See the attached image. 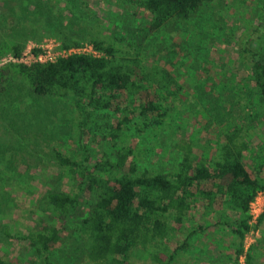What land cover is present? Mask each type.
Instances as JSON below:
<instances>
[{"label":"rangeland","instance_id":"374dc122","mask_svg":"<svg viewBox=\"0 0 264 264\" xmlns=\"http://www.w3.org/2000/svg\"><path fill=\"white\" fill-rule=\"evenodd\" d=\"M148 21L142 9L128 5L126 0H0V41L12 26L27 22L29 30L34 29L41 38L37 41L31 37L25 47L29 42L40 45L50 39L61 46L52 34L62 29L81 40L79 45L92 44L88 39L99 37L118 50H129L127 43L135 42L134 35L140 36ZM263 21L264 0H214L200 7L189 20L188 30L177 24L151 34L143 44L144 66L178 72L175 110L157 135L146 128L144 118L136 116L118 138L107 136L106 140L102 139L105 129L116 126L118 115L113 108L98 112L85 127L84 139L92 158L105 154L113 159L117 148H131L139 172L166 171L180 160L181 152L175 145L194 140V151L200 154L236 127H243L242 134L250 137L254 158L264 152V118L258 103L243 100L235 104L236 94L245 97L249 90L255 93L238 52L248 39L259 37L254 28ZM227 82L239 83L242 89L234 92ZM78 131L79 117L71 101L37 97L20 77L8 78L0 98V257L11 264H82L84 244L70 223L61 241L44 256L35 255L26 243L10 241L3 235L8 226L14 229L40 218L37 210L46 191L67 188L60 183L61 171L52 150L79 157ZM246 158L247 171L262 182L264 175L255 171L258 161L250 160L248 153ZM262 198L257 201L261 215ZM197 200L181 224L170 223L163 255L186 240L187 246L174 264H236L239 257L235 261L233 255L241 244L239 256L245 253L246 260L250 253L251 264H264V219L258 222L261 215L256 222L249 220L250 230L240 240L232 231L239 212L229 207L212 210ZM129 264L155 263L144 250L135 248Z\"/></svg>","mask_w":264,"mask_h":264},{"label":"trees","instance_id":"16d2710c","mask_svg":"<svg viewBox=\"0 0 264 264\" xmlns=\"http://www.w3.org/2000/svg\"><path fill=\"white\" fill-rule=\"evenodd\" d=\"M126 1L149 16L141 35H134L135 42L127 43L129 50H118L104 38L93 37L88 42L102 57L71 54L43 64L0 66V98L8 78L16 76L37 97L71 101L79 117V157L52 150L61 171L60 183L67 184V188L43 194L42 206L37 210L40 218L3 230L6 239L26 243L35 255L51 252L66 229L73 226L84 244L82 264H129L135 248L144 250L155 264H174L178 253L186 248V240L167 256L161 253L164 240L168 238L170 223L181 224L193 200L207 203L212 210L229 207L239 212L232 231L242 240L250 230L249 205L258 193L264 194V179L258 181L245 167L248 153L250 160L258 161L255 171L264 175V152L253 157L255 150L250 137L242 134L243 127L227 130L222 134L223 140L214 141V147L208 145L200 154L194 151V140L175 145L181 152L180 160L166 171L139 172L131 148H117L113 159L105 154L100 159L92 158L84 139L85 127L98 112L113 108L118 115L116 126L105 129L103 140L107 136L118 138L136 116L145 119L144 125L154 135L163 130L175 110L180 75L175 69L170 72L144 66V41L168 25L178 24L188 30L189 20L200 7L214 0ZM10 30L0 41V59L6 55L20 57L31 37L37 41L41 38L34 29L29 30L27 22ZM254 31L259 37L248 39L238 57L247 66L248 81L255 93L249 90L245 97L236 94L235 104L243 100L258 103L264 118V21ZM52 35L65 50L76 48L81 41L62 29ZM227 87L234 92L242 89L239 83L227 82ZM263 219L264 213L258 218L259 224ZM242 250L240 244L233 255L235 261ZM252 259L249 253L247 264ZM0 264L11 263L0 257Z\"/></svg>","mask_w":264,"mask_h":264},{"label":"built area","instance_id":"2783aa9c","mask_svg":"<svg viewBox=\"0 0 264 264\" xmlns=\"http://www.w3.org/2000/svg\"><path fill=\"white\" fill-rule=\"evenodd\" d=\"M43 43L37 45L32 42H29L24 48L20 57L16 58L10 55H6L2 59H0V66L6 65L8 63H17L27 66L35 63L43 64L47 62H54L60 57H66L71 54H84L92 57H102V54L99 51L95 50L92 44L84 43L78 45L76 48L65 50L61 48L59 43L52 39L45 42V44ZM260 197L264 198V194L258 193L249 205V215L251 217L250 222H256V219L261 215V212H263L257 202ZM256 205L258 206L257 209H255ZM236 264H246L245 253L239 256V259Z\"/></svg>","mask_w":264,"mask_h":264}]
</instances>
